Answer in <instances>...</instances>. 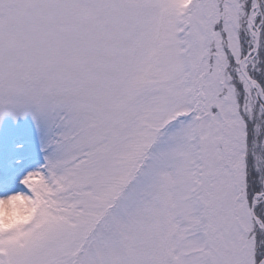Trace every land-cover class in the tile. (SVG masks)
<instances>
[{"label":"snow or ice","instance_id":"obj_1","mask_svg":"<svg viewBox=\"0 0 264 264\" xmlns=\"http://www.w3.org/2000/svg\"><path fill=\"white\" fill-rule=\"evenodd\" d=\"M0 264H264V0H0Z\"/></svg>","mask_w":264,"mask_h":264},{"label":"clouds","instance_id":"obj_2","mask_svg":"<svg viewBox=\"0 0 264 264\" xmlns=\"http://www.w3.org/2000/svg\"><path fill=\"white\" fill-rule=\"evenodd\" d=\"M22 202L20 201H12L9 204H5L0 206V223L8 224L10 222L15 221L21 216Z\"/></svg>","mask_w":264,"mask_h":264}]
</instances>
